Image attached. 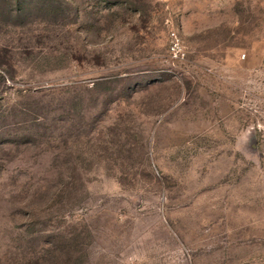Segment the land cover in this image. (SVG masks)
<instances>
[{
  "label": "rangeland",
  "instance_id": "obj_1",
  "mask_svg": "<svg viewBox=\"0 0 264 264\" xmlns=\"http://www.w3.org/2000/svg\"><path fill=\"white\" fill-rule=\"evenodd\" d=\"M0 264H264V0H0Z\"/></svg>",
  "mask_w": 264,
  "mask_h": 264
},
{
  "label": "built area",
  "instance_id": "obj_2",
  "mask_svg": "<svg viewBox=\"0 0 264 264\" xmlns=\"http://www.w3.org/2000/svg\"><path fill=\"white\" fill-rule=\"evenodd\" d=\"M171 50L176 53V51L178 50V43L176 42L172 47Z\"/></svg>",
  "mask_w": 264,
  "mask_h": 264
}]
</instances>
